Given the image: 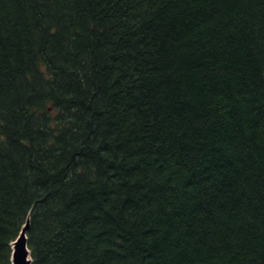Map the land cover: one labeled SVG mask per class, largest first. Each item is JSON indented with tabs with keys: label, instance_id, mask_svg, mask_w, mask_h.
<instances>
[{
	"label": "trees",
	"instance_id": "trees-1",
	"mask_svg": "<svg viewBox=\"0 0 264 264\" xmlns=\"http://www.w3.org/2000/svg\"><path fill=\"white\" fill-rule=\"evenodd\" d=\"M264 264V0H0V264Z\"/></svg>",
	"mask_w": 264,
	"mask_h": 264
},
{
	"label": "water",
	"instance_id": "water-1",
	"mask_svg": "<svg viewBox=\"0 0 264 264\" xmlns=\"http://www.w3.org/2000/svg\"><path fill=\"white\" fill-rule=\"evenodd\" d=\"M27 222L21 227L17 237L11 243L10 264H30L28 250L26 248L25 232Z\"/></svg>",
	"mask_w": 264,
	"mask_h": 264
}]
</instances>
